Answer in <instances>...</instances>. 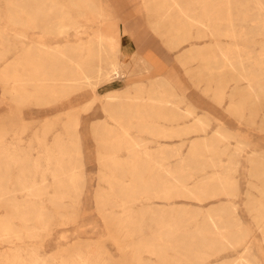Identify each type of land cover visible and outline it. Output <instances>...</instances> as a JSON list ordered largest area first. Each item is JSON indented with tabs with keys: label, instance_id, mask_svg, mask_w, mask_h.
I'll use <instances>...</instances> for the list:
<instances>
[{
	"label": "rangeland",
	"instance_id": "374dc122",
	"mask_svg": "<svg viewBox=\"0 0 264 264\" xmlns=\"http://www.w3.org/2000/svg\"><path fill=\"white\" fill-rule=\"evenodd\" d=\"M204 1L0 0V156L27 167L0 166V216L11 200L33 207L8 213L0 264H30L31 250L39 264H85L93 254L128 264L127 206L136 224L152 206L158 241L160 208L176 223L161 225L162 259L144 252L148 264H264V211H253L264 205V0H210V31L179 13L190 6L202 17ZM220 1L231 22L213 6ZM231 44L239 49L228 54ZM144 166L165 175L170 194L123 202L121 189L138 190ZM22 171L35 191L18 186ZM71 175L78 189L61 196ZM193 236L196 248L213 242L208 255L187 249Z\"/></svg>",
	"mask_w": 264,
	"mask_h": 264
},
{
	"label": "bare ground",
	"instance_id": "6f19581e",
	"mask_svg": "<svg viewBox=\"0 0 264 264\" xmlns=\"http://www.w3.org/2000/svg\"><path fill=\"white\" fill-rule=\"evenodd\" d=\"M212 2L210 1V0H206V2L204 1V4H203V7H202V9L204 10L203 12H204V14H203V16L202 17H204V18H202L201 16H199V15H195L194 13H192V8L190 7V6H186V7H183V8H180L179 9V13L181 14V16H186L188 19H189V21H190V23H197V24H200V25H205V26H207V29H208V31H210V25L207 23V21H210V14H209V11H208V5H210ZM261 3V2H260ZM262 4V3H261ZM214 7H216L217 9H225L226 11H225V13L223 14V19L224 20H226V21H230L231 22V11H230V6H229V1H227L226 3L225 2H222V1H220V2H218V3H215L214 5H213ZM68 18H69V16H67ZM64 18V17H63ZM55 27L57 28V30L59 31V32H62V29L65 27L64 26V24L63 23H61V22H57V23H55ZM228 34H230L231 36L232 35H235L236 34V32H235V30H234V28H230V30L227 32ZM244 34V33H243ZM246 35V34H245ZM101 44V43H100ZM234 48H235V50H238L239 49V46L238 45H234V44H231L230 46H228L227 48H226V52L228 53V54H231L232 53V51L234 50ZM224 50V49H223ZM91 54H92V52H91ZM224 56V55H223ZM222 57V56H221ZM71 61V60H70ZM240 62V61H239ZM110 63V62H109ZM112 63V62H111ZM228 63H229V61H228ZM74 64L76 65V67L80 70V73L82 74V76H83V78L84 79H90V78H88V76H86V74L85 73H82V66H81V64L79 63V62H74ZM230 65H231V67H232V65L234 66V64H231V63H229ZM101 66V65H100ZM230 67V66H229ZM75 68V67H74ZM73 68V69H74ZM112 69V68H111ZM110 69V70H111ZM75 70V69H74ZM107 71V70H106ZM107 74H108V71L106 72ZM109 73H111V72H109ZM241 73L244 75V78H245V80H246V82L248 83L247 85H248V88H249V90L252 92V95L254 96V97H257L258 96V93H257V90H256V88H255V86L253 85V83H252V79H253V77L252 76H250L249 74H247L246 73V71H241ZM93 74V73H92ZM106 76H104V78H105ZM98 78V77H97ZM92 79V78H91ZM108 79V78H107ZM31 81H34V82H38L39 84H45V83H48V82H54V81H58V79H55V78H47V77H37V78H33V79H30ZM96 80V79H95ZM24 81V80H23ZM27 83H28V81H26ZM30 82V81H29ZM79 82V81H78ZM97 83V82H96ZM65 84V83H64ZM90 85V84H89ZM152 87V86H151ZM109 94V93H108ZM115 96V95H114ZM118 96V95H117ZM107 97H110V95L109 96H107ZM135 97H137V96H135ZM134 97V98H135ZM111 98V97H110ZM127 98V97H126ZM140 98V97H139ZM117 99V98H116ZM113 100V99H112ZM118 100V99H117ZM151 100V99H150ZM153 100V99H152ZM167 102V101H166ZM106 112V111H105ZM189 113V112H188ZM192 113V112H191ZM111 118L112 119H114V121L118 118L115 114H111ZM199 121H200V119H199ZM202 123H203V121H202ZM191 129V128H190ZM168 131V130H167ZM190 132V131H189ZM201 132V131H200ZM204 132V131H203ZM125 133H126V129H125ZM163 134V133H162ZM180 136V135H179ZM130 137V136H129ZM132 140V139H131ZM133 142V141H132ZM134 143V142H133ZM135 144V143H134ZM206 144V143H205ZM208 147V146H207ZM174 152H175V150H174ZM146 154V153H145ZM136 155V157H135V163H136V161L138 162V163H136L137 165L139 164V162L141 161L140 160V158L138 157V154L136 153L135 154ZM147 157H148V155H147ZM110 159H107L106 161H104L105 163H108L109 161L111 162V163H116V164H118V163H120L117 159H114V158H111V157H109ZM181 158V157H180ZM8 159H10V160H16L17 159V162H18V160H19V158H16V157H8ZM7 158H2L1 156H0V166H3V167H5V168H7L8 167V164L9 163H7L8 160ZM182 160V159H181ZM19 162H20V160H19ZM65 162H70L69 160L68 161H65ZM155 162V161H154ZM21 164H22V162H20ZM213 163V162H212ZM36 166L37 165H34L32 168L33 169H35L36 168ZM139 167H140V165H138ZM215 166V165H214ZM27 167H24L23 166V164H22V167H21V169L23 170V169H26ZM142 168V170H145V169H147V167H141ZM150 168H152V167H150ZM182 168V167H181ZM181 168H179V169H181ZM148 170H149V168H148ZM74 172V171H73ZM176 173V170H169L168 171V174L169 175H173V174H175ZM148 174H149V172H148ZM257 174V173H256ZM7 177V175L5 174V173H3L2 171H0V196H5L8 192H7V190H8V186L6 185V184H3V182H4V178H6ZM3 180V181H2ZM17 180H18V186H21V187H24V188H26L29 192H33V191H35L36 190V185H35V183H34V180H33V178L32 177H29V178H25V172L24 171H22V173L18 176V178H17ZM46 181V180H45ZM149 181V175L147 176L145 173H142V175L140 176V178H139V186H138V190L137 189H135L134 191H129L128 189L127 190H125V189H121V198H125V199H123L122 201L123 202H125V203H127V198H135L137 195H139V194H142V193H146V189H145V187H146V184H147V182ZM62 185V190L61 191H58V194H60L61 196H69V195H72L73 194V192L74 191H76L77 189H78V185H77V183H76V179L74 178V175H71L70 176V178H69V182H60ZM180 185H183V182H181L180 183ZM126 187H128V185L126 186ZM258 188V187H257ZM166 191H168V193L170 194V192H171V187L169 186L168 188L165 186V184H164V186H163V190H162V193H165L166 194ZM187 191V190H186ZM110 192H112V193H114V190H113V186H112V189L110 190ZM189 192V191H188ZM153 195H154V191H153V193H152ZM104 195V194H103ZM103 195H99L101 198H102V196ZM9 206H10V209H11V211H13V212H17V211H19L20 212V210H19V208H20V206L18 205V203L16 202V201H14V200H11L10 202H9ZM147 211H149L150 213H152L153 212V208H152V206H150V207H148L147 209H146ZM253 211H256V213L257 214H260L262 211H264V205H261V204H259V205H254V207H253ZM128 212H129V208H128V206L126 207V209H125V211H124V214L123 215H121L122 216V218L121 219H124V220H126L127 219V214H128ZM123 220V221H124ZM127 221V220H126ZM167 214H166V212L165 211H162V215H160V222H166L167 223ZM168 223H169V227H175L176 226V223L173 221V220H169L168 221ZM19 234V233H18ZM196 240H197V238L195 237V236H193V237H191L190 238V240H188V242H185V244H188L189 246V248L187 247V249H191V252H192V249H193V256H195V258H203V257H205L206 255H208L207 254V251L208 250H210L211 248H212V241H208V242H201V244L203 245V246H201L200 248H196V247H194L193 245H194V243L196 242ZM179 243L180 242H178V241H176L175 242V245L173 246L174 247V249L175 250H177L178 251V249H179ZM203 247V248H202ZM185 248V247H184ZM246 249H247V247H246ZM248 250V249H247ZM186 255H188L187 253H185V254H183V256H185L186 257ZM80 258V257H79ZM239 259V258H238ZM244 260V259H243ZM82 261V260H81ZM245 262H247V261H245ZM237 264V263H236ZM247 264H252V263H247Z\"/></svg>",
	"mask_w": 264,
	"mask_h": 264
},
{
	"label": "crops",
	"instance_id": "0c3cea01",
	"mask_svg": "<svg viewBox=\"0 0 264 264\" xmlns=\"http://www.w3.org/2000/svg\"><path fill=\"white\" fill-rule=\"evenodd\" d=\"M157 128H154V131ZM162 128L160 127L156 135H162ZM153 131V129H152ZM155 131V132H156ZM155 135V134H154ZM160 151V159L162 157V151ZM152 168L149 167V170L151 171ZM148 168L145 169V174L148 176L149 175V181L146 184V195L145 197L147 198H162L163 196H165V193H162L163 190V186L165 184L166 186V182L165 179H163V177H165V175H163L162 173H159L158 176L155 174L153 176V174H148ZM158 177V180H157ZM153 179H155V182L153 181ZM153 181V183H152ZM154 191V195L152 194ZM164 194V195H163ZM7 195V194H6ZM5 196H0V198L6 197ZM132 201V198H127V202L130 204ZM8 202V199L6 200V203ZM18 203V205L20 206L19 211L17 212H13L10 209V212L8 213H12L15 214L16 217H20L23 216V214L27 213V214H31L33 207L29 206L28 204L24 207L22 206V203L16 201ZM130 207V206H129ZM25 209V210H24ZM162 210L160 208L159 210V214H158V222L160 224V233H159V241L158 238L153 237V234H155L156 230L155 227H153L151 225V218L152 216L150 215L149 211H145L143 216H140L139 219L140 222L136 224V222L133 220L135 219V212L132 211V209L129 208V212L127 214V226H124L123 228L128 229L129 231H126L124 234L127 237H131L133 239L131 246H128V252H127V263L128 264H148L146 263V261L144 260L145 258L143 257L144 252H155V251H159L161 253H159V259H162V250H163V244L165 245V243H162V240H164L163 234H166V230L164 231V233L161 232V225L162 224H166V222H160V215H162ZM154 212V211H153ZM152 212V213H153ZM166 212V211H165ZM8 213H6L4 216L1 215L0 216V237H4L8 234L11 224L9 222V218H11V216L8 215ZM167 214V212H166ZM122 217V216H121ZM120 217V218H121ZM23 226V225H22ZM5 239V238H4ZM31 253L29 254L30 257V264H39V258H40V254L39 252H35L33 250L30 251ZM16 258H19V253L13 255ZM23 257V256H22ZM28 257V255H25V258ZM47 257V256H46ZM9 259L8 257L6 258V260ZM25 260V259H24ZM27 262H29L28 260H25ZM3 264V263H2ZM18 264H23V263H18ZM63 264H70L67 261H63ZM85 264H107L105 263V261L103 260V258L99 255V254H93V256H88L87 261L85 262Z\"/></svg>",
	"mask_w": 264,
	"mask_h": 264
}]
</instances>
